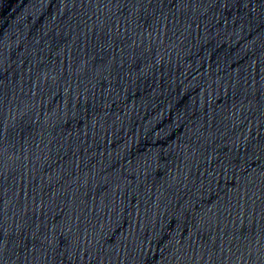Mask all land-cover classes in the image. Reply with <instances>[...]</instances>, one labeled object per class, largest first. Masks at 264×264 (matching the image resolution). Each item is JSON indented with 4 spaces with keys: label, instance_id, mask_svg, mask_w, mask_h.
Returning a JSON list of instances; mask_svg holds the SVG:
<instances>
[{
    "label": "water",
    "instance_id": "water-1",
    "mask_svg": "<svg viewBox=\"0 0 264 264\" xmlns=\"http://www.w3.org/2000/svg\"><path fill=\"white\" fill-rule=\"evenodd\" d=\"M0 264H264V0H0Z\"/></svg>",
    "mask_w": 264,
    "mask_h": 264
}]
</instances>
